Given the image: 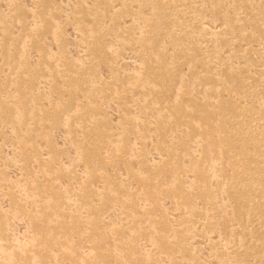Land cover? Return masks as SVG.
Returning <instances> with one entry per match:
<instances>
[{"label":"bare ground","instance_id":"6f19581e","mask_svg":"<svg viewBox=\"0 0 264 264\" xmlns=\"http://www.w3.org/2000/svg\"><path fill=\"white\" fill-rule=\"evenodd\" d=\"M0 225V264H264V0H0Z\"/></svg>","mask_w":264,"mask_h":264},{"label":"rangeland","instance_id":"374dc122","mask_svg":"<svg viewBox=\"0 0 264 264\" xmlns=\"http://www.w3.org/2000/svg\"><path fill=\"white\" fill-rule=\"evenodd\" d=\"M46 151H48V150H46ZM15 152H16V150H15ZM18 153H21L20 152V150H18L17 151ZM16 152V153H17ZM48 159H49V157H48ZM28 162H30V161H28ZM75 163V162H74ZM75 165H76V163H75ZM1 226V225H0ZM1 228V227H0ZM0 232H2V230H0ZM47 233H45V235H46ZM75 236V235H74ZM76 237V236H75ZM74 237V239H77V238H75ZM78 237V236H77ZM80 240V241H79ZM77 239V243H78V245L80 246V244H79V242L81 243V246L79 247L78 245H76V246H78L79 248H84V247H87V243H85V240L83 239V240H81V239ZM75 241V240H74ZM81 241H83V244H82V242ZM76 242V241H75ZM85 245V246H84ZM83 246V247H82ZM37 247V246H36ZM38 248V247H37ZM75 249H77L76 247H75ZM35 250H37L36 248H35ZM78 250V249H77ZM61 257H59V261L61 260H63V257H62V259H60ZM61 261L59 262V263H61ZM63 261H66V259H64ZM20 264H22V263H20ZM24 264H27V263H24Z\"/></svg>","mask_w":264,"mask_h":264}]
</instances>
